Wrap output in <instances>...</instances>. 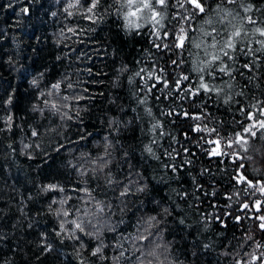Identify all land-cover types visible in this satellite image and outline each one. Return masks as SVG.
Instances as JSON below:
<instances>
[{
    "label": "snow or ice",
    "instance_id": "obj_1",
    "mask_svg": "<svg viewBox=\"0 0 264 264\" xmlns=\"http://www.w3.org/2000/svg\"><path fill=\"white\" fill-rule=\"evenodd\" d=\"M35 3L7 4L16 28ZM46 15L55 31L0 50L28 97L18 122L0 83V142L36 174L0 243L43 221L41 264H264V0H56Z\"/></svg>",
    "mask_w": 264,
    "mask_h": 264
},
{
    "label": "trees",
    "instance_id": "obj_2",
    "mask_svg": "<svg viewBox=\"0 0 264 264\" xmlns=\"http://www.w3.org/2000/svg\"><path fill=\"white\" fill-rule=\"evenodd\" d=\"M9 2H12V0H0V33H3L4 31L8 32L7 39H4L3 36L0 35V50L8 51L13 48V37H18L19 39L24 40L26 44H33L35 43L32 39L33 33L36 36H39L41 35V32L45 30L48 33L55 31V27L52 25L51 19L46 13L49 9L56 10V0H36L35 7L31 9V21H24V27L19 29L15 27V22L17 20L16 11L20 5H17L15 9L7 8ZM41 20L47 21V23L42 24ZM114 27L115 26H113V28ZM98 35L101 38L107 35V26H102V30ZM125 43L127 45L125 47V54L128 59H131L135 54L133 48H139L140 45H133V42L131 41H126ZM28 51L30 52V49ZM6 58V56L0 57V83L6 84L7 82H10L18 91V106L14 107L12 112L19 122L22 117L27 116L25 110L28 103V97L25 91L27 83L18 73L8 67L4 62ZM103 59H107V57L101 53L100 57L97 59L98 67H102L100 61ZM92 87L94 91H103L105 95H107V88L105 85H93ZM0 96H2V93H0ZM100 106L106 107L103 100L97 99L95 106V112L97 114L100 111ZM5 114L3 107L0 106V120L3 119ZM217 115L222 116V113H217ZM222 118L224 117L222 116ZM85 126L89 131L98 132L100 130V126L95 121L94 117L86 120ZM19 138L18 135L15 137L16 140H19ZM8 142L9 141L7 140L0 142V209H4L5 212H8V216L0 219V225H10L19 218V214L16 212V205L19 201L18 193L27 194L29 190H32L33 184L31 180L32 177L36 175L32 168L29 167L32 162L27 161L25 157L18 156L15 163L5 159V156L7 155L5 145ZM225 163L227 164L228 161H225ZM256 166L260 167L261 165L258 163ZM40 179H44V175H41ZM13 187L16 191L12 190ZM204 207L211 211V209L208 208V205H205ZM49 224L50 222L44 223L41 221L36 224L33 229H27L26 231L13 230L15 231V235L13 236L10 234V238L7 242L0 243V264H4V259L6 257L14 258L15 264H24V258L22 257L25 256L27 259L31 260V264H41V261H37L33 253L38 251V249H36L37 234L47 229ZM229 226L231 227V224ZM3 230L8 231V228L4 227ZM17 246L21 250L19 253H16L15 251ZM177 255L182 260L186 259L182 247L177 252ZM204 259L205 261H211V264H216L215 258L212 256ZM45 264H51L50 259L46 261ZM57 264H59V262H57ZM221 264H225V262L222 261Z\"/></svg>",
    "mask_w": 264,
    "mask_h": 264
}]
</instances>
